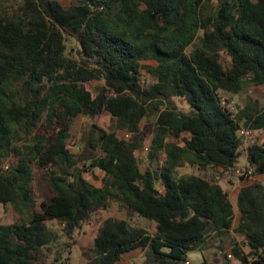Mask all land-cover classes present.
<instances>
[{
	"label": "trees",
	"instance_id": "obj_1",
	"mask_svg": "<svg viewBox=\"0 0 264 264\" xmlns=\"http://www.w3.org/2000/svg\"><path fill=\"white\" fill-rule=\"evenodd\" d=\"M66 34L78 49L68 46ZM222 52L231 58L228 68ZM144 69L154 78L147 86ZM92 80L103 82L98 93L86 84ZM246 85L264 91V0H24L13 12L0 9V203L29 212L25 220L0 223V264H66L48 260L59 257L60 238L48 221L63 223L62 235H71L112 200L128 218L111 216L99 226L85 264H118L138 248L147 264H184L209 240L224 243L231 229L249 248L231 246L238 264H264V181L240 188L234 227L235 207L219 179L179 173L186 164L236 167L242 125L264 129L257 100L236 112L223 103L224 93ZM104 111L116 125L99 128L90 142L103 151L91 158L104 172L96 185L83 168L73 169L77 159L67 140L80 114ZM149 115L156 125L142 169L136 150L145 142L140 122ZM58 120L60 129L43 135L44 122L51 127ZM12 156L17 162L8 164ZM247 161L264 178V142L247 148ZM34 164L46 169L52 189L38 206ZM134 216L153 221L154 230L132 222Z\"/></svg>",
	"mask_w": 264,
	"mask_h": 264
},
{
	"label": "rangeland",
	"instance_id": "obj_2",
	"mask_svg": "<svg viewBox=\"0 0 264 264\" xmlns=\"http://www.w3.org/2000/svg\"><path fill=\"white\" fill-rule=\"evenodd\" d=\"M64 5H70L72 3H79L80 0H59ZM24 0H0V9L4 11L13 12L14 10L20 9ZM214 4L218 3V0H213ZM67 35V34H66ZM198 35H202V30L199 31ZM67 44L69 47H72L73 50L79 48V44L72 36L67 35ZM199 38V37H198ZM197 43L194 42L189 48L191 49ZM221 61L225 68H228L231 64V58L225 53H221ZM141 81L143 86H147L149 83L154 81L153 76L143 70L141 76ZM90 88L94 90L95 93L99 92V89L103 86L101 80H92L86 83ZM225 99L230 103L231 106H234L231 110L236 112V107L243 106L245 103L250 100H257L260 106H264V91L263 87L246 85L242 90L237 93H224ZM176 104L181 110H187L188 104L181 97H173ZM60 121L54 122V125L51 127L47 126V123L44 122L43 135H47L49 138L53 136V133L57 132L60 129ZM116 121L108 111H104L99 115L94 117L86 116L80 114L76 119H74L71 127V136L68 138V147L76 155L77 162L74 165L73 169L75 170L76 166L83 168L84 176L88 178L91 182L96 185L103 184L104 172L97 167L90 165L91 158L94 155H102L103 151L98 147H92L90 142L96 140L99 136L100 129L103 128L106 130L115 129ZM156 125L155 115H149L142 118L140 122V128L144 134L145 142L142 148L136 150V155L139 160V164L142 169L145 168V165L148 163V151L151 143V139L154 135ZM242 127H245L242 125ZM119 136L124 139H131V133L125 130H119ZM52 140V139H51ZM182 141V138H180ZM264 142V129H258L256 132L250 136L244 138V143L242 145V154L237 162L236 167H249L247 161V148L254 143L261 144ZM97 144V142H95ZM94 143V144H95ZM95 144V145H96ZM17 158L12 156L7 161L8 164H15ZM7 167V166H5ZM34 167V181L32 183L34 188V194L36 197L37 206L43 200L50 199L52 195V189L48 186L44 179V173L46 171L40 165H33ZM235 167V168H236ZM235 168L231 170H223L213 167L199 168L197 165L186 164L183 167L179 168V173L188 174L196 173L210 177L212 180H218L224 186L227 191L231 194V198L234 200L236 196V191L241 187L240 185L248 184L255 179L264 181V178L257 174L252 175H243L240 176L235 171ZM219 175V176H218ZM235 201V200H234ZM36 206V209L38 207ZM238 214V213H237ZM29 216L28 211L20 212L12 204H2L0 203V223H14L27 219ZM114 216L117 218H128V213L126 209L120 204L119 201L112 200L109 206L105 209H96L92 212L89 219L83 221L79 228L74 230L71 235H62V228L64 224L56 221L49 220L48 226L55 229L60 234V238L55 244V248L58 251L59 257L56 259L55 254H51L48 258L49 262L58 260L59 258L66 264H85L88 259L89 248L93 246L94 238L98 233L99 226L109 217ZM239 220L238 216H235L234 224H237ZM132 222L138 224L139 226L145 227L148 231L152 232L154 230V222L138 218L134 216L131 220ZM234 231H230L226 236V241L221 243L219 238L216 240H209L203 247L198 251H191L189 253L188 259L191 260L190 264H238V260L234 256L229 257L227 254L231 253V246L235 243H239L245 252L249 251V248L246 246V240L243 237L238 240L237 237H233ZM237 234V233H236ZM220 245H223L224 250H222ZM221 250L222 252H220ZM54 252V251H53ZM201 252L203 255H201ZM118 264H147V254L146 251L138 248L124 254L123 258L120 259Z\"/></svg>",
	"mask_w": 264,
	"mask_h": 264
},
{
	"label": "built area",
	"instance_id": "obj_3",
	"mask_svg": "<svg viewBox=\"0 0 264 264\" xmlns=\"http://www.w3.org/2000/svg\"><path fill=\"white\" fill-rule=\"evenodd\" d=\"M223 103H224L229 109H232V108L234 107V106H231L230 103H229L225 98L223 99ZM239 132H240V135H242L244 138H246V137H250V136H252V135L256 132V130L251 129V128H248V127H241L240 130H239ZM235 171H236L237 174L240 175V176H243V175L247 176V175H252V174L254 173V168H253L252 166H249V167L244 166V167H241V168L236 167V168H235ZM227 255H228L229 257L232 256L231 253H228ZM184 264H190V260L187 259V260L184 262Z\"/></svg>",
	"mask_w": 264,
	"mask_h": 264
},
{
	"label": "crops",
	"instance_id": "obj_4",
	"mask_svg": "<svg viewBox=\"0 0 264 264\" xmlns=\"http://www.w3.org/2000/svg\"><path fill=\"white\" fill-rule=\"evenodd\" d=\"M255 180H259V179H255ZM219 184L222 186V184L220 183V181H219ZM240 186L242 187L243 185L241 184ZM222 187L227 192L228 197L230 198L231 202L233 203V205L235 207V216H238L239 217V220H238V223H239L240 222V219H241V212L237 209L236 199H237V195H238V192H239V190H240L241 187H239V189L236 191V196H235V199H234L235 201L231 198V194L227 191V189L224 186H222ZM234 221H235V217H234ZM238 223L237 224H234V222H233V226L234 227L237 226ZM230 231H233V229H231ZM240 236L243 237L242 235H240ZM240 236L238 234H236V233L233 234V237H237L238 240L241 238ZM219 251L222 252L221 250H219ZM201 255H203L202 252H201ZM190 262H191V260H190Z\"/></svg>",
	"mask_w": 264,
	"mask_h": 264
},
{
	"label": "water",
	"instance_id": "obj_5",
	"mask_svg": "<svg viewBox=\"0 0 264 264\" xmlns=\"http://www.w3.org/2000/svg\"><path fill=\"white\" fill-rule=\"evenodd\" d=\"M227 236H225V238H226Z\"/></svg>",
	"mask_w": 264,
	"mask_h": 264
}]
</instances>
